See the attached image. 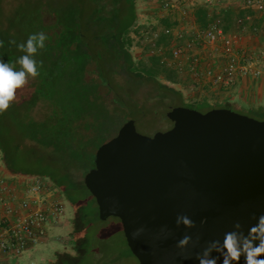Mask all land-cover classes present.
Here are the masks:
<instances>
[{
  "label": "trees",
  "instance_id": "16d2710c",
  "mask_svg": "<svg viewBox=\"0 0 264 264\" xmlns=\"http://www.w3.org/2000/svg\"><path fill=\"white\" fill-rule=\"evenodd\" d=\"M138 2L18 0L6 17L0 9V59L17 70V60L24 53L9 41L19 44L40 31L47 36L45 48L35 57L42 65L40 74L29 77L9 109L0 113V160L9 173L49 178L70 205L77 204L72 186L80 185L76 178L94 167L96 150L119 131L109 136L114 121L125 123L133 115L146 116L152 97L166 101L169 109L175 104L179 106L174 108L192 109L202 104L189 103L180 90L161 83L156 60L150 66L136 67L130 33L139 20ZM209 12L204 7L196 10L199 27L207 26ZM247 14L252 13L222 11L225 32L235 26V18ZM258 20L264 21V15L254 21L256 26ZM166 77L175 80L171 74ZM139 94L144 102L137 98ZM41 104L45 112L37 117ZM209 107L208 111L234 108ZM83 213L81 232L87 229Z\"/></svg>",
  "mask_w": 264,
  "mask_h": 264
},
{
  "label": "water",
  "instance_id": "95a60500",
  "mask_svg": "<svg viewBox=\"0 0 264 264\" xmlns=\"http://www.w3.org/2000/svg\"><path fill=\"white\" fill-rule=\"evenodd\" d=\"M167 118L172 128L152 137L127 120L96 150L84 185L102 221H121L139 264H198L209 243L264 215V121L228 108L176 107ZM185 235L192 240L181 250Z\"/></svg>",
  "mask_w": 264,
  "mask_h": 264
},
{
  "label": "built area",
  "instance_id": "2783aa9c",
  "mask_svg": "<svg viewBox=\"0 0 264 264\" xmlns=\"http://www.w3.org/2000/svg\"><path fill=\"white\" fill-rule=\"evenodd\" d=\"M151 1L159 4L161 18H168L171 24L137 23L130 33V49L138 52L137 60L146 66L156 60L161 71L175 74L177 82L172 86L182 87L179 90L189 103L199 101L206 91H231L244 78L264 75V52L239 45L240 38L225 32L220 13L209 12L205 28L197 25L196 10L204 7L210 11L212 0ZM243 10L252 14L237 17L235 22L246 31L254 19L264 15V0H244ZM1 163L0 264H21L38 244H65L51 233L64 223L66 200L61 190L49 178L13 175Z\"/></svg>",
  "mask_w": 264,
  "mask_h": 264
},
{
  "label": "rangeland",
  "instance_id": "374dc122",
  "mask_svg": "<svg viewBox=\"0 0 264 264\" xmlns=\"http://www.w3.org/2000/svg\"><path fill=\"white\" fill-rule=\"evenodd\" d=\"M213 7L210 9V13L216 14L221 13L225 9H242L244 7V0H212ZM2 3V4H1ZM18 5V0H0V9H3L4 16L6 17ZM2 6V7H1ZM138 9H139V20L138 23L141 24H155L160 26L161 24L155 23L159 18L157 17L156 11L159 12V4L151 1V0H139L138 2ZM161 15V12L158 13ZM162 16V15H161ZM163 19V18H162ZM236 25L232 26L229 31L228 35L232 37H236L237 39H241L239 34L237 33ZM260 33V32H259ZM244 36V35H243ZM245 37V36H244ZM238 40V44L242 46V41ZM244 45V44H243ZM247 49L256 51L252 49L251 46H247ZM140 53V50L137 49ZM264 52V49L261 50ZM259 52V51H258ZM131 53L134 56L136 67L142 66V62L138 61L137 58L139 57L138 52L132 51ZM264 59L261 60V66L263 67ZM145 65V64H144ZM167 72L160 71V75L158 80L161 83L167 84L173 87V80H169L166 77ZM176 84V83H175ZM176 89H182V87H174ZM145 91H149V88H146ZM144 94V93H143ZM186 100L188 99L187 95L183 93ZM139 100L144 102V98L141 94L137 97ZM137 99V100H138ZM151 100L148 103L149 112L146 116H131V119L134 120L136 124L137 132L143 136L152 137L158 132H165L169 128H171V122L167 118V113L171 110L169 109V105H166V101L164 103H160L159 100L155 97L150 98ZM144 100V101H143ZM188 101V100H187ZM180 104V103H179ZM174 106H179L175 104ZM174 106H172L174 108ZM151 107V108H150ZM210 107L206 104H201L198 106L193 107V109L198 110L199 112L205 113L208 111ZM233 110L237 113L248 115L256 120L264 121V111H261L259 114H253L247 111ZM43 112H45V105L41 104L37 107L35 115L37 117H41ZM140 112V111H139ZM138 112V114H139ZM124 123L123 120L114 121L110 135L116 134V131L122 127ZM115 136V135H114ZM113 136V137H114ZM1 162V160H0ZM2 164V163H1ZM42 177V176H38ZM84 177L79 175L76 178L78 186H72L74 188L73 197L76 200L77 204L75 205V215L77 213L81 214L83 210L87 216V223H86V231L84 233L78 234V241L81 242V246L77 250L69 243L68 233H70V227L67 229V223L69 225L70 220L74 217V211L69 204L65 205V218L64 223L60 227L55 228L52 230L53 235H57V237H61L64 239V243H58L55 241H51L49 243L38 244L35 248L36 251L31 253L30 257H27L28 254H25V258L21 261V264H32L35 263L41 256L49 257L52 255L57 248L60 246L65 247V252L68 254L66 260L69 264H139L137 258L131 253L126 238L124 236V232L122 229L121 221L118 218L110 217L105 221H102L99 218L98 206L96 204L95 199L87 190L84 185ZM44 178V177H43ZM81 216V215H80ZM78 217V216H77ZM67 231H69L67 233ZM83 236V238H82ZM82 240V241H81ZM29 252V251H28ZM30 253V252H29ZM70 256V257H69Z\"/></svg>",
  "mask_w": 264,
  "mask_h": 264
},
{
  "label": "clouds",
  "instance_id": "9594fccd",
  "mask_svg": "<svg viewBox=\"0 0 264 264\" xmlns=\"http://www.w3.org/2000/svg\"><path fill=\"white\" fill-rule=\"evenodd\" d=\"M46 34L43 31L30 34L25 42L16 44L15 40L9 43L16 45L19 51L24 53L17 60L20 68L17 70L10 62L0 59V113L7 111L15 101L17 90L22 89L28 78H36L40 72L36 55L39 50L45 48ZM2 44V42H0ZM256 223L252 224L247 232L241 224L235 225L234 231L225 233L223 242L212 241L199 254L196 259L198 264H264V215L255 217ZM193 227L192 221L187 216H178L177 224ZM138 232L133 237H138ZM192 240L185 235L177 242V247L185 250ZM217 253L218 255H213ZM187 258V257H186Z\"/></svg>",
  "mask_w": 264,
  "mask_h": 264
},
{
  "label": "crops",
  "instance_id": "0c3cea01",
  "mask_svg": "<svg viewBox=\"0 0 264 264\" xmlns=\"http://www.w3.org/2000/svg\"><path fill=\"white\" fill-rule=\"evenodd\" d=\"M243 9V8H242ZM241 10V9H235ZM157 17L159 18L155 23H160L161 26L170 25V20L168 18L162 19L160 11H156ZM221 14V13H220ZM261 16H258V19ZM255 19V20H256ZM254 20V21H255ZM252 22V25H249V29L243 31L241 27H239L234 19V24L237 28V33L242 38V47L245 48L247 46H251L252 49L262 52L261 50L264 49V21H260L257 23L259 26L258 30L254 32L252 29L257 27L256 22ZM260 32V33H259ZM245 37H244V36ZM244 44V45H243ZM251 49V48H250ZM263 68H264V64ZM159 69V68H158ZM161 71V70H160ZM164 72V71H163ZM175 80L173 82H177V76L170 72ZM202 97L196 103L206 104L208 106H222V105H230L233 106L237 110L241 111H251L254 109L257 112L264 111V75L261 76L259 79H255L253 77H247L241 80L239 85L231 90V91H224V92H213V91H206L202 93ZM188 100V99H187ZM189 102V100H188Z\"/></svg>",
  "mask_w": 264,
  "mask_h": 264
},
{
  "label": "flooded vegetation",
  "instance_id": "af4514ba",
  "mask_svg": "<svg viewBox=\"0 0 264 264\" xmlns=\"http://www.w3.org/2000/svg\"><path fill=\"white\" fill-rule=\"evenodd\" d=\"M171 125L173 126L172 122H171ZM172 126H171V128H172ZM171 128H169L168 130H170ZM66 204H69V203L66 201ZM75 205L76 204L70 205L74 211V217L72 220H70L69 225L67 223V229L66 230H68L70 227V233H68L69 231H67V233H68L67 238L70 237L69 243H72V245L75 247V250H77V252H79L78 249L81 246L80 245L81 242L78 241L77 235L78 234L80 235L81 233H83V236H84L86 229L82 232L80 231V228H81L80 227L81 226L80 215L81 214L77 213V215H75V207H76ZM82 223H83V219H82ZM83 236H82V238H83ZM64 250H65V247L60 246L59 248H57V250H55V252L52 255H49V257L41 256L35 263H32V264H69V262L66 260V258L68 257V254L64 253L65 252Z\"/></svg>",
  "mask_w": 264,
  "mask_h": 264
}]
</instances>
